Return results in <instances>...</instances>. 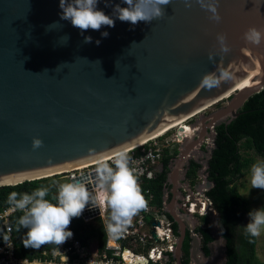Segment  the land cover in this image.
Returning a JSON list of instances; mask_svg holds the SVG:
<instances>
[{"label": "water", "instance_id": "obj_1", "mask_svg": "<svg viewBox=\"0 0 264 264\" xmlns=\"http://www.w3.org/2000/svg\"><path fill=\"white\" fill-rule=\"evenodd\" d=\"M117 4L127 6L110 0L106 7L99 0L97 8L111 15ZM217 10L219 23L196 0L190 8L185 0H171L165 16L150 24L116 19L115 27L81 34L61 20L59 0H0V188L121 153L225 100L224 108L202 119L206 125L191 126L194 134L171 163L174 188L163 194L174 196L177 176L193 154L206 159L207 169L216 126L238 118L248 99L264 90V41L255 45L243 39L250 27L264 29V0H219ZM218 33L226 35L228 53H220ZM84 36L93 42L84 43ZM221 69L233 79L219 88L200 86L206 73L219 75ZM34 137L43 141L35 150ZM205 169L199 176L203 185L194 188L199 194L212 187ZM173 203L167 214L181 230L179 255L185 226Z\"/></svg>", "mask_w": 264, "mask_h": 264}, {"label": "clouds", "instance_id": "obj_2", "mask_svg": "<svg viewBox=\"0 0 264 264\" xmlns=\"http://www.w3.org/2000/svg\"><path fill=\"white\" fill-rule=\"evenodd\" d=\"M202 9L210 12L209 19L219 23L221 16L217 10L219 0H196ZM99 0H59L61 20L70 21L74 28L80 30L81 34L88 30L100 31L103 27H115L116 19L128 22L135 26L140 22L150 24L153 20L162 19L165 16L164 8L171 0H122L127 5L121 7L119 4L113 7L111 15L99 10ZM110 0H105V6H109ZM185 6L190 8L192 0H185ZM59 22H54L57 24ZM107 31L101 32L102 38H107ZM68 42L69 37H63ZM219 51L222 54L230 51L226 42V35L217 34ZM243 39L251 44L260 45L264 41V29L256 27L248 28ZM84 43H92L91 36H84ZM99 45L101 40H96ZM233 79L229 70L221 69L219 75L206 73L200 86L207 89L219 88L223 82ZM43 146V141L33 138L32 148L38 149ZM115 168L107 163H100L96 169V179L99 186L107 193L105 203L109 210L107 234L116 238L131 224L132 218L142 210L147 209V200L142 193L137 177L129 168V160L126 153H117L113 161ZM252 188L264 190V161L254 163L251 166ZM49 194L47 187H40L29 193L12 192L9 194L8 202L15 210L24 214L18 218L17 231L26 228L28 231L22 239L24 247L39 249L45 244L60 246L73 236L69 226L73 218L82 215L86 205L91 203L97 206L96 198L89 192L83 183H62L58 187L55 197L57 203L53 204L45 199ZM19 197V198H18ZM246 233L252 237L259 236L264 229V209H255L248 213ZM10 236H4L3 241L11 247Z\"/></svg>", "mask_w": 264, "mask_h": 264}, {"label": "trees", "instance_id": "obj_3", "mask_svg": "<svg viewBox=\"0 0 264 264\" xmlns=\"http://www.w3.org/2000/svg\"><path fill=\"white\" fill-rule=\"evenodd\" d=\"M240 116L228 125L220 124L215 128V149L208 161L207 180L211 183V189L205 193L206 199L211 203L212 209L218 215V228L221 238L226 242V264H258L256 259V237L246 233V225L249 222L250 212L248 202L239 194L235 183L242 177L244 172L252 164L250 153L264 161V90L259 94L249 98L239 110ZM178 155V151H164L160 172L155 174L151 181H144L140 188L143 195L149 191L154 197V205L162 207V199L165 183L168 174V167L171 161ZM192 168L187 174V179L193 185L196 180L198 165L192 164ZM47 180L26 182L17 186L0 188V214L11 207L8 202L9 194L31 193L40 187L49 189L48 199L56 204L55 199L58 188L53 185L47 186ZM19 198V197H18ZM145 198H147L145 196ZM208 210V209H207ZM208 212V211H207ZM20 216L12 218L13 235L17 256L34 260L40 258L45 250L53 251L54 248L45 244L39 249L24 247L22 239L28 231L21 228L17 231V221ZM167 219L172 223L174 234L180 238L179 227L174 220L166 214ZM202 222H206L205 217H201ZM148 222V220H147ZM71 226L78 232H83L82 223L79 218H73ZM99 246L102 248L105 243L101 229L97 230ZM195 234L201 238V252L208 258L210 256L209 245L213 242L209 231L203 228H196ZM7 236L0 223V246L5 242L3 237ZM84 241L88 239L82 238ZM190 232L186 231L181 244V264H190L191 249Z\"/></svg>", "mask_w": 264, "mask_h": 264}, {"label": "built area", "instance_id": "obj_4", "mask_svg": "<svg viewBox=\"0 0 264 264\" xmlns=\"http://www.w3.org/2000/svg\"><path fill=\"white\" fill-rule=\"evenodd\" d=\"M191 119L186 123H189ZM187 126L191 128L189 124ZM172 132L177 134V129L170 131L169 136L163 135L126 152L129 160L128 166L137 177L139 186L144 181L154 179L155 174L160 170L164 151L168 150L171 154L173 147H177L176 150H178V147L186 139L176 138L177 135H172ZM207 141L209 142V140ZM115 158L116 154L72 168L69 172L55 176H64L62 180L67 183L76 181L85 184L89 192L96 198L97 206L93 207L89 203L82 215L78 217L82 223L83 232L78 233L70 224L69 230L73 236L60 246L48 244L54 250L43 251L40 258L31 261L17 256L11 220L16 215L22 216L24 213L15 210L12 206L4 210L0 214V223L6 235L10 236L9 243L12 246L9 247L6 243L0 246V264H141L143 262L147 264H178L175 255L179 239L173 232L172 223L166 217L168 197L165 195H163L162 207L158 208L154 205L153 195L149 191H145L147 209L137 213L132 218L131 224L119 237L112 238L107 234L106 225L109 217V210L105 203L107 193L97 182L96 169L102 162L115 168L113 163ZM181 207L185 208L191 217L197 214L201 217L204 216L195 202L191 201L189 194L184 197L182 206L176 208V212H179ZM192 211L195 213H191ZM154 224L159 226H154ZM98 229H101L105 239L102 248L98 242ZM152 233L156 240L153 239ZM87 237L88 239L85 241L82 239Z\"/></svg>", "mask_w": 264, "mask_h": 264}, {"label": "rangeland", "instance_id": "obj_5", "mask_svg": "<svg viewBox=\"0 0 264 264\" xmlns=\"http://www.w3.org/2000/svg\"><path fill=\"white\" fill-rule=\"evenodd\" d=\"M227 105V101L223 100L221 102H218L216 105L210 107L209 109H207L206 111L202 112L201 114L197 115L194 117L193 120H191L189 123H186L185 126H187V124H189L190 126H192L194 129H200L202 125H206V118L210 117V115H212L215 112H218L220 109L224 108ZM202 119H206L203 120ZM183 126V127H185ZM182 131V130H181ZM199 134V131L195 133V137H197ZM174 136H176V132L173 133ZM188 133L183 132L182 131V135L178 136L176 138H180V139H184L185 140L189 139L188 137ZM194 137V138H195ZM184 140V141H185ZM193 141V138H192ZM187 143V142H186ZM185 143V144H186ZM177 147H173V150H176ZM179 147L178 150L179 151ZM201 152L206 153V147L202 146L200 149ZM251 158H252V164L250 165V167H248V169L244 172L243 177L237 182L235 183V186L239 192V194L248 202L249 206L248 209L249 211L255 210V209H264V190L261 189H257V188H252L251 183H250V179H251V166L254 163L257 162H261L263 161L261 158L255 156L254 154L250 153L248 154ZM192 159V161L197 162L198 164H200V168L198 170L197 173V177L195 180V183L191 186V189H188L185 193L181 192V195H184V197L187 196V194H189V196L191 197V200L196 201L198 204L202 201H206V197L204 196L205 194H199L196 193V191H194V187L197 185V183H201L203 185L204 179L200 176V172H202L205 167L203 165V162L206 160L202 157H196V155H192L190 157ZM172 169V164L170 165V171ZM205 173V172H204ZM171 176V173H170ZM203 176H206L205 174H203ZM63 177H55V178H51L52 181L48 180L47 181V186L53 185L54 187H59L60 184L62 183H67V181H63L62 179ZM177 178L180 180V175L177 176ZM50 179V178H49ZM170 184L172 183L171 180H169ZM182 182V181H181ZM183 186V185H182ZM184 187V186H183ZM202 187V186H201ZM169 193L172 192L168 190ZM174 203H173V208H179L177 205L180 202L181 196L178 195L176 192L174 193ZM178 200V201H177ZM183 201V200H182ZM193 202V201H192ZM167 203V202H166ZM177 203V204H176ZM182 202H180L181 204ZM188 208V205H187ZM202 209V208H201ZM208 209V210H207ZM200 211V210H199ZM206 214H202L204 215L203 217L206 218V222H202L200 220L201 216L199 214L189 217L190 215L188 214V212L186 211L185 208L179 209V212H181V216H182V221L184 223V225H187L188 228H191L192 230H194L195 228L201 227L203 229H207L211 235V237L213 238V240H216V245L212 246L210 245V257L207 259L203 258L202 252H201V245L200 242L198 240H196V246H194L192 244L191 246V250H190V263L192 261V258H196L198 260H202L205 261L207 264H222L224 262V251H223V246H222V240L221 238L218 236L219 231H218V218L215 216L214 211L212 209V206L209 205H205L204 210ZM208 211V212H207ZM210 211V212H209ZM210 213H212V216H210ZM220 235V234H219ZM256 259L258 264H264V229L261 230V234L259 236H256ZM92 240V239H91ZM198 242V243H197Z\"/></svg>", "mask_w": 264, "mask_h": 264}, {"label": "flooded vegetation", "instance_id": "obj_6", "mask_svg": "<svg viewBox=\"0 0 264 264\" xmlns=\"http://www.w3.org/2000/svg\"><path fill=\"white\" fill-rule=\"evenodd\" d=\"M194 119V118H193ZM193 119H191V120H193ZM188 127V126H187ZM188 129V132H189V130L190 131H192V129L191 128H187ZM194 134V132L191 134V136ZM179 148H180V146H179ZM177 157V156H176ZM175 157V158H176ZM174 158V159H175ZM173 159V160H174ZM173 160L171 161V163L173 162ZM171 163L169 164V167H168V174H167V180H166V183H165V187H166V191H167V193H169L168 192V190L169 191H171L173 188H174V186H172L173 185V183H171L170 184V182H169V175H170V165H171ZM193 163H195L196 165H198V168H197V173H198V170H199V168H200V164H198L197 162H194V161H192V159L190 158L188 161H187V163H186V165H184L183 166V168H181V173L179 174L180 175V180L178 179V180H176L175 181V185H177L176 186V193L178 194V195H180L181 196V199H180V202H182L183 203V199H184V195H181L182 193L181 192H183V193H185L188 189H191V183H190V181L187 179V174H188V172L190 171V169L192 168L191 166H192V164ZM161 169H162V166L160 167V170H159V172L161 171ZM200 170H201V168H200ZM197 173H196V175H197ZM205 175L207 176V169H205ZM207 178V177H206ZM182 181V182H181ZM173 182V181H172ZM184 187H183V186ZM202 185V184H201ZM195 188V187H194ZM164 195V194H163ZM205 196V195H204ZM171 197V199L172 200H174L173 198H174V196L171 194L170 196H169V198ZM206 197V196H205ZM169 198L167 199V204H169ZM178 201V200H177ZM180 202L177 204V205H179V206H182V203L180 204ZM178 206V207H179ZM178 209V208H177ZM174 212H175V210H174ZM169 213V212H168ZM181 212H177V214H179V215H181L180 214ZM167 214V213H166ZM168 215V214H167ZM200 220H201V218H200ZM202 221V220H201ZM184 224V223H183ZM185 226V233H186V231H188V232H190V238H191V246H192V244H193V239H192V237H195L196 238V240H198L199 242H200V245H201V247L200 248H202V244H201V238L197 235V234H195V230H196V228L194 229V230H192L191 228H188L187 227V225H184ZM201 228V227H200ZM181 230L179 229V233H180V236H181V232H180ZM218 231H219V228H218ZM178 239L180 240V238L178 237ZM184 239V238H183ZM211 245V244H210ZM210 245H209V250H210ZM191 250V249H190ZM180 255V262H181V258H182V255H181V253L179 254ZM191 255V254H190ZM224 261L226 262V252H224ZM210 257V256H209ZM208 257V258H209Z\"/></svg>", "mask_w": 264, "mask_h": 264}, {"label": "bare ground", "instance_id": "obj_7", "mask_svg": "<svg viewBox=\"0 0 264 264\" xmlns=\"http://www.w3.org/2000/svg\"><path fill=\"white\" fill-rule=\"evenodd\" d=\"M258 77V76H257ZM258 83V82H257ZM256 83V84H257ZM207 110V109H206ZM205 110V111H206ZM199 114H201V113H199ZM199 114H197V115H199ZM188 121V120H187ZM187 121H184V122H182V123H180V124H178V125H176V126H174V127H172V128H170L169 130H167V131H165V132H163V133H161V134H159V135H157V136H155V137H153V138H151V139H149V140H147V141H145V142H143V143H141L140 145H137V146H135V147H132V148H130V149H127V150H124L123 151V153H126L127 151H129V150H132V149H135V148H137V147H140V146H142V145H145V144H147L148 142H150V141H152V140H154V139H156V138H158V137H161V136H163V135H167V136H169V132L170 131H173L174 129H178L179 127H183V126H185V123L187 122ZM188 127L187 126H185V128H181V130L182 131H184V132H186V133H188V138L191 136V134L194 132V130L192 129V131H190L189 130V132H188V129H187ZM173 133L174 132H172V135H173ZM183 144H184V142H183ZM93 163V162H92ZM86 165V164H85ZM71 169H69V170H65V171H61V172H58V173H54V174H50V175H46V176H42V177H38V178H33V179H31V180H43V179H49V178H52V177H55V176H57V175H60V174H62V173H66V172H69ZM12 182H15V181H11V182H9V183H12ZM203 202H205V203H203ZM202 204V205H201ZM205 205H208L207 203H206V201H202V202H200V203H198V207H199V210H200V212L202 213H204V214H206L205 213V211H203L204 210V208H205ZM202 208V209H201ZM191 213H195V211H192ZM191 217V216H190Z\"/></svg>", "mask_w": 264, "mask_h": 264}, {"label": "crops", "instance_id": "obj_8", "mask_svg": "<svg viewBox=\"0 0 264 264\" xmlns=\"http://www.w3.org/2000/svg\"><path fill=\"white\" fill-rule=\"evenodd\" d=\"M170 196V195H169ZM169 196H168V198H169ZM169 201L170 202H172L173 200L171 199V197L169 198ZM169 202V203H170ZM175 209V208H174ZM204 258V257H203ZM175 259H176V262L178 263V260L180 261V255H175ZM225 262V261H224ZM190 264H207L205 261H200V260H198V259H196V258H192V261H191V263Z\"/></svg>", "mask_w": 264, "mask_h": 264}]
</instances>
